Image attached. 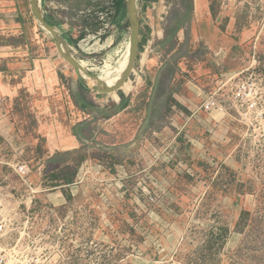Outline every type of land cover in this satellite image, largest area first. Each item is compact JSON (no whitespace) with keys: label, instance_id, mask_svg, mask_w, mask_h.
Instances as JSON below:
<instances>
[{"label":"rangeland","instance_id":"1","mask_svg":"<svg viewBox=\"0 0 264 264\" xmlns=\"http://www.w3.org/2000/svg\"><path fill=\"white\" fill-rule=\"evenodd\" d=\"M194 1H166L170 33L190 24L155 98L88 122L73 92L98 82L65 55L122 80L130 46L95 52L117 0H0V210L32 264H264V0ZM227 74L256 82L254 107H205Z\"/></svg>","mask_w":264,"mask_h":264},{"label":"crops","instance_id":"2","mask_svg":"<svg viewBox=\"0 0 264 264\" xmlns=\"http://www.w3.org/2000/svg\"><path fill=\"white\" fill-rule=\"evenodd\" d=\"M166 1L155 0L152 2L150 0H143V5H146V8L139 21L140 43L136 67L139 79H137L135 73L134 79L129 80L124 85V88L110 92L100 90L97 87L98 83H95L94 80H80L83 83L82 89L73 92V97L80 110L89 117L88 122H93V120L95 121L98 118H110L126 112L136 100L137 95L148 89L149 98L154 99L162 80H167L165 78L166 70L170 63L172 64L181 55V49L187 41V29L190 23L189 19H184V23L177 27V36H175V31L170 33L169 21L165 12ZM128 4V0H117L120 11L117 14L108 16V20L112 22V29L109 30V34L106 35L105 40H100V42H104V44L101 43V49L97 50L98 52L95 51L107 57L108 61L111 62L122 56L124 51L128 52L129 49L127 48L129 46L131 51L134 22L129 9L126 10ZM194 6L196 10L197 0L194 1ZM170 40H172L171 46L167 50H164L162 45ZM84 58L82 64L85 69L89 66H96L98 67L97 69L100 68L96 63L97 55L93 57L86 55ZM179 72L181 71L179 70L172 80L179 79ZM76 131L79 133L78 129ZM78 137L74 136V139L79 141ZM79 139L83 141L82 138L79 137ZM67 165L72 164H61L62 167Z\"/></svg>","mask_w":264,"mask_h":264},{"label":"built area","instance_id":"3","mask_svg":"<svg viewBox=\"0 0 264 264\" xmlns=\"http://www.w3.org/2000/svg\"><path fill=\"white\" fill-rule=\"evenodd\" d=\"M110 23L107 24L109 29ZM225 75L207 98V109L227 108L230 104L240 109L254 107L257 102L256 82L250 77ZM11 224L7 215L0 210V264H32L21 250L11 244Z\"/></svg>","mask_w":264,"mask_h":264},{"label":"water","instance_id":"4","mask_svg":"<svg viewBox=\"0 0 264 264\" xmlns=\"http://www.w3.org/2000/svg\"><path fill=\"white\" fill-rule=\"evenodd\" d=\"M130 10H131V17L134 22L133 27V43L132 48L130 51V62L127 67V72L124 74L122 80H119L117 84H111L108 80L103 81L101 75H94L93 73L88 72V70L85 69L83 64L72 57H69L68 55H65V57L74 65L78 75L81 77V72H85L87 76L90 78H93L97 80L98 87H100L103 91L110 92V91H116L123 87V85L130 80L132 77V74L135 71V64H136V57L138 54V48H139V41H140V22L138 20V17L136 15V2L135 0H131L130 2ZM34 12L38 16L39 20L50 29L51 32L56 33V30L54 29V26L49 24L45 17L37 10V8H34ZM82 78V77H81ZM85 80L84 78H82Z\"/></svg>","mask_w":264,"mask_h":264},{"label":"trees","instance_id":"5","mask_svg":"<svg viewBox=\"0 0 264 264\" xmlns=\"http://www.w3.org/2000/svg\"><path fill=\"white\" fill-rule=\"evenodd\" d=\"M74 135L78 137L79 133L75 131ZM52 160H56V159L53 158ZM56 171L57 172L55 173V178L59 179L61 184H66V185L73 183V181H75L78 174L77 171H73L72 165H67L64 167L61 166V168L60 169L58 168Z\"/></svg>","mask_w":264,"mask_h":264},{"label":"bare ground","instance_id":"6","mask_svg":"<svg viewBox=\"0 0 264 264\" xmlns=\"http://www.w3.org/2000/svg\"><path fill=\"white\" fill-rule=\"evenodd\" d=\"M101 45H102V44H101ZM121 63L124 65V61H121ZM109 64H110V63H109ZM110 65H111V64H110ZM112 66H113V65H112ZM113 67H114V66H113ZM114 68L117 69V70H119V71L121 70V68H119V67H117V66L114 67ZM101 69H102V68H101ZM104 70H107V69L104 68ZM105 72L109 74L108 71H105ZM111 78H112V76L109 75V79H111ZM102 80H103V77H102ZM103 81H104V80H103ZM127 82H128V81H127ZM127 82H126V83H127ZM126 83H125V84H126ZM125 84H124V85H125ZM124 85H123V86H124Z\"/></svg>","mask_w":264,"mask_h":264}]
</instances>
